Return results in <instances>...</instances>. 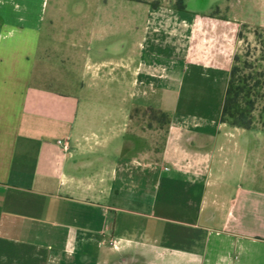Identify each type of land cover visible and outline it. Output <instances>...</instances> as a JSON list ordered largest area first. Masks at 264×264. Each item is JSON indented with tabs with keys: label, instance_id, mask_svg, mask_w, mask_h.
<instances>
[{
	"label": "crops",
	"instance_id": "crops-1",
	"mask_svg": "<svg viewBox=\"0 0 264 264\" xmlns=\"http://www.w3.org/2000/svg\"><path fill=\"white\" fill-rule=\"evenodd\" d=\"M64 2L0 0V264H264V112L253 114L250 129L220 122L241 49L240 38L226 47V24L264 29V21L219 20L218 11L216 19L196 18L220 40L209 55L181 53L170 42L177 33L167 39L162 32L154 43L168 51L152 52L151 65L142 56L96 64L94 75L105 66L124 76L135 62L133 75L147 67L131 95L151 93L121 111L122 128L131 123L143 132L129 110L153 107L191 121V136L207 143L193 144L183 164H162L159 152L114 163L112 149L96 150L113 136L112 115L96 125V113L84 115L78 96L54 93L45 82L52 63L73 67L78 60L74 20L66 56L54 51L65 41L54 32ZM83 25L90 39L106 44L108 20ZM63 83L79 89L73 80Z\"/></svg>",
	"mask_w": 264,
	"mask_h": 264
},
{
	"label": "rangeland",
	"instance_id": "rangeland-1",
	"mask_svg": "<svg viewBox=\"0 0 264 264\" xmlns=\"http://www.w3.org/2000/svg\"><path fill=\"white\" fill-rule=\"evenodd\" d=\"M185 2V0H65L62 7L64 11L56 16L58 24L54 32L57 31V34L66 42H60L54 47V51L60 48L61 55L66 56L67 40L74 34L72 29V20H74L79 25L81 34L79 47H77L78 60L73 67L52 63V72L46 75L45 82L51 86V91L54 93L78 96L83 103L80 110L84 115L88 110L96 113L94 115L96 125L101 124L100 119L104 114L112 115L113 136L111 140L107 137L105 142L103 140L101 144L96 145V150L102 151L106 148L109 152L108 150L112 149L114 163L124 162L132 157L139 160H152L156 156L155 153L159 152L162 164H170L174 159L176 163L183 164L185 158L189 159L188 154L194 150L193 144L198 147L207 146V143L191 136L190 131L197 129L191 121L177 122L170 117L169 113L165 116L156 114L154 117L149 114V107L145 106H134L129 110L130 115L135 118V126L143 129V132L133 131L131 123H125V127L122 128L124 122L121 111L129 109L132 101H147L146 96L151 93L150 90L145 91L146 93L143 92L144 90H136L135 96L131 95L134 90L133 79L142 78L147 67H140L139 72L133 75L131 68L136 67L137 62H135L130 68V73L124 76L120 69L109 74V66H105L94 75L93 69L96 64L121 56L137 59L142 56L146 61L144 65L147 63L151 65L152 52L168 51L167 46L154 43V37L163 36L162 32L167 39L177 33L175 40L170 42L176 45L175 48L181 53L192 51L195 58L199 57L196 52H200V56L209 55L212 50L220 46V40L203 23L197 24L196 18L199 20L201 18L203 21L216 19L215 14L218 11L219 20L221 18L245 19L254 24L264 21V0H188L187 4L192 14L185 11ZM239 4H241L240 8H237ZM91 18L109 21L110 27L104 34L107 37L106 44L99 42L98 38L90 39L88 33L84 32L86 27L83 23ZM183 18H190L193 21H187L186 24L181 21ZM66 21H69L70 25ZM226 27V47L238 45L237 38L241 39L239 44L241 49L235 55L239 56V65L242 67V61L246 59L255 67L254 71L264 72V29H250L233 21L227 22ZM229 29H232L230 36ZM117 40H121L122 45L116 42ZM244 73H250V70L245 69ZM65 79L75 81L79 89L63 88ZM262 81L263 87L260 90L262 96L257 99L254 111L259 116L264 112V77ZM159 92L157 97L162 96L163 91ZM182 93L184 95L185 91L183 90ZM209 93L213 99L218 98V90L209 91ZM173 99L174 90H170L166 100Z\"/></svg>",
	"mask_w": 264,
	"mask_h": 264
},
{
	"label": "trees",
	"instance_id": "trees-1",
	"mask_svg": "<svg viewBox=\"0 0 264 264\" xmlns=\"http://www.w3.org/2000/svg\"><path fill=\"white\" fill-rule=\"evenodd\" d=\"M250 73H244V70ZM246 59L239 65V56L234 57L226 86L224 100L221 108L220 122L227 123L232 127L250 129L253 124V113L256 110V101L262 95L264 72L256 70ZM254 72H253V71ZM149 114L166 115V113L149 107Z\"/></svg>",
	"mask_w": 264,
	"mask_h": 264
},
{
	"label": "built area",
	"instance_id": "built-area-1",
	"mask_svg": "<svg viewBox=\"0 0 264 264\" xmlns=\"http://www.w3.org/2000/svg\"><path fill=\"white\" fill-rule=\"evenodd\" d=\"M113 244H115V243H113ZM113 246H115V245H113Z\"/></svg>",
	"mask_w": 264,
	"mask_h": 264
}]
</instances>
